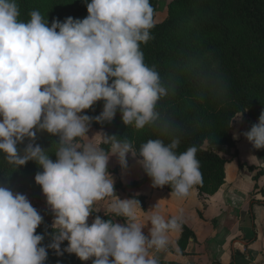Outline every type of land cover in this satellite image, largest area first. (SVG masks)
<instances>
[{"label": "clouds", "instance_id": "clouds-1", "mask_svg": "<svg viewBox=\"0 0 264 264\" xmlns=\"http://www.w3.org/2000/svg\"><path fill=\"white\" fill-rule=\"evenodd\" d=\"M86 10L83 19L49 25L39 10L25 22L18 0H0V154L16 168L32 161L42 169L34 182L54 217L45 246L44 235L36 233L43 217L25 194L0 185V264H45L49 248L91 264H159L150 250L168 248L170 234L182 231V215L151 211L145 223L136 222L143 210L137 199L116 195L110 158L121 168L129 155L137 158L153 187L167 185L178 198L202 182L197 147L178 152V130L157 110L169 88L140 47L153 39L150 0H88ZM98 101L100 114H85ZM117 111L126 127L152 126L159 135L138 149L116 135L88 136L93 121L111 122ZM41 132L56 138L54 160L35 142ZM243 135L264 149V111ZM106 198L108 212L123 223L94 215L100 212H94L96 202Z\"/></svg>", "mask_w": 264, "mask_h": 264}, {"label": "trees", "instance_id": "trees-1", "mask_svg": "<svg viewBox=\"0 0 264 264\" xmlns=\"http://www.w3.org/2000/svg\"><path fill=\"white\" fill-rule=\"evenodd\" d=\"M87 2L18 0L20 19L26 22L33 9L39 10L49 25L53 19L63 21L69 16L83 19L87 16ZM150 3L155 12L156 0ZM154 23L153 39L140 47L145 63L156 67L162 82L169 88L168 95L158 102L157 110L178 130V152L197 147L202 182L193 188L200 196L211 195L222 185L228 161L213 146L235 147L231 133L235 116L243 112L247 132L264 111V0H171L166 18ZM102 108L103 101H98L85 110V114L95 117ZM90 127L103 130L105 136L116 135L121 140L133 141L137 149L141 143L159 135L158 129L152 126L139 131L126 127L119 111L111 122L93 121ZM55 141V137L41 132L35 142L48 148L54 160ZM26 143L27 140L19 148L22 150ZM101 147L108 148L103 144ZM41 170L32 161L16 168L0 154V185L7 184L15 192L26 193L33 207L44 196L34 182L35 174ZM145 182L152 186L150 178L144 174L141 179L119 187L144 207L145 197L132 196L127 190ZM153 188L171 191L167 185ZM36 209L43 217L36 233L44 235L42 244L46 246L51 243L53 215L46 207ZM113 217L111 214L103 218ZM182 228L181 245L192 235L185 225ZM66 246L67 241H64L61 249ZM45 264L81 262L74 254L64 252L58 256L49 248Z\"/></svg>", "mask_w": 264, "mask_h": 264}, {"label": "crops", "instance_id": "crops-1", "mask_svg": "<svg viewBox=\"0 0 264 264\" xmlns=\"http://www.w3.org/2000/svg\"><path fill=\"white\" fill-rule=\"evenodd\" d=\"M92 130L95 128H89L88 133ZM245 132L243 122L242 127L238 125L231 131L235 147L213 146L228 161L224 166V181L211 195L200 196L192 188L187 197L178 198L171 191L153 188L149 182L128 188L132 196L145 197L144 207L140 205L143 211L137 212L136 222L145 223L151 211L165 217L181 214L182 224L192 233L181 245L182 228L170 234L171 243L166 250L158 253L150 250V254L158 257L159 264H264V149L253 148L243 135ZM98 133L105 136L103 130ZM119 166L116 157H111L108 171L114 179L115 193L121 199H128L119 186L141 179L145 172L140 166L134 180L127 175L131 160L126 168ZM96 208L100 212L94 215L102 218L111 215L107 198L97 201L94 212ZM92 219L90 216L89 223ZM113 220L123 223L124 218L114 216ZM149 227L146 224L145 234ZM80 262L91 264V260Z\"/></svg>", "mask_w": 264, "mask_h": 264}, {"label": "rangeland", "instance_id": "rangeland-1", "mask_svg": "<svg viewBox=\"0 0 264 264\" xmlns=\"http://www.w3.org/2000/svg\"><path fill=\"white\" fill-rule=\"evenodd\" d=\"M170 1L171 0H156V9H155V12H154V22H161V21H163L166 18V16H167V7H168V3ZM239 114H237L235 116V119H234V121L232 123V129L237 127L238 125L242 127L243 126V122H246V117L243 114H242L241 117L238 118ZM98 131H100V130H96V129L92 130V132L88 133V136L91 138L93 135L97 134ZM97 140H98V136L95 137L93 142H97ZM82 142H88V141L85 140V141H82ZM130 160H131V167H130L129 171L127 172V175L130 176V178L135 180V179H137L138 174L140 173V165L137 163V158H133L131 155H129L127 157V164L129 163ZM24 194L27 196V198L29 199L31 204L34 206L33 202L28 197V195L26 193H24ZM35 207L38 208V209L46 207L51 212V210L49 209L48 205L46 204V200H45L44 196H42V200L39 203H37V206H35ZM53 219H54V217H53Z\"/></svg>", "mask_w": 264, "mask_h": 264}, {"label": "built area", "instance_id": "built-area-1", "mask_svg": "<svg viewBox=\"0 0 264 264\" xmlns=\"http://www.w3.org/2000/svg\"><path fill=\"white\" fill-rule=\"evenodd\" d=\"M164 250H166V249H164ZM161 251H162V250H161ZM152 252H153V253H158V252H155V250H152ZM159 252H160V251H159Z\"/></svg>", "mask_w": 264, "mask_h": 264}]
</instances>
